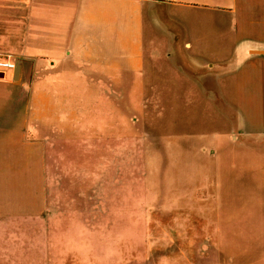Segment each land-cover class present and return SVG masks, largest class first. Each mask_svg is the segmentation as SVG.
I'll use <instances>...</instances> for the list:
<instances>
[{"label": "crops", "instance_id": "1", "mask_svg": "<svg viewBox=\"0 0 264 264\" xmlns=\"http://www.w3.org/2000/svg\"><path fill=\"white\" fill-rule=\"evenodd\" d=\"M166 10L189 23L168 22ZM0 54L18 66L15 76L0 71V264H32V221L62 187L54 173L65 170L68 141L109 107L99 94L123 73L210 93L205 129L225 138L220 264H264V208L253 203L264 196V0H0ZM160 253L141 264L203 263L191 248L184 263Z\"/></svg>", "mask_w": 264, "mask_h": 264}, {"label": "rangeland", "instance_id": "2", "mask_svg": "<svg viewBox=\"0 0 264 264\" xmlns=\"http://www.w3.org/2000/svg\"><path fill=\"white\" fill-rule=\"evenodd\" d=\"M164 14L189 23L187 13ZM140 76L118 75L99 94L109 107L93 109L100 118L86 121L77 145L68 141L65 170L54 173L62 187L52 188L45 217L32 221L25 253L32 264H141L161 260L162 250L184 263L190 248L195 261L220 264L225 138L205 129L210 93L162 91ZM91 114L85 107V118ZM239 203L248 210L245 199ZM253 203L264 208V196Z\"/></svg>", "mask_w": 264, "mask_h": 264}, {"label": "built area", "instance_id": "3", "mask_svg": "<svg viewBox=\"0 0 264 264\" xmlns=\"http://www.w3.org/2000/svg\"><path fill=\"white\" fill-rule=\"evenodd\" d=\"M15 63L13 60L8 58L7 56H3L0 54V71H3L4 69H12L14 67Z\"/></svg>", "mask_w": 264, "mask_h": 264}, {"label": "water", "instance_id": "4", "mask_svg": "<svg viewBox=\"0 0 264 264\" xmlns=\"http://www.w3.org/2000/svg\"><path fill=\"white\" fill-rule=\"evenodd\" d=\"M17 69H18V66L15 65L14 68H13V75L15 76V73L17 72Z\"/></svg>", "mask_w": 264, "mask_h": 264}]
</instances>
